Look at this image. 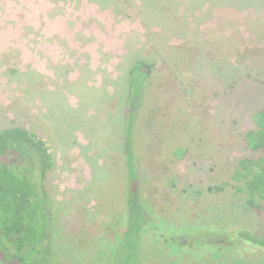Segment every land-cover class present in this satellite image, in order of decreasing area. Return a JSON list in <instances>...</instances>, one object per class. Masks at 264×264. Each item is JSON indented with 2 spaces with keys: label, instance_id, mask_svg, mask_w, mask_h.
<instances>
[{
  "label": "rangeland",
  "instance_id": "1",
  "mask_svg": "<svg viewBox=\"0 0 264 264\" xmlns=\"http://www.w3.org/2000/svg\"><path fill=\"white\" fill-rule=\"evenodd\" d=\"M137 60L155 65L135 145L139 264H264L237 234L264 235V201L235 177L256 156L244 141L264 106V0H0V129L25 126L52 155L58 263L110 264L125 229Z\"/></svg>",
  "mask_w": 264,
  "mask_h": 264
},
{
  "label": "trees",
  "instance_id": "2",
  "mask_svg": "<svg viewBox=\"0 0 264 264\" xmlns=\"http://www.w3.org/2000/svg\"><path fill=\"white\" fill-rule=\"evenodd\" d=\"M154 67L151 62L137 60L128 71L122 130L126 226L114 247L110 264H139L140 240L148 225L135 145L146 85ZM255 124L246 133L244 142L256 156L240 158L235 177L243 175L249 194L264 201V106L257 111ZM52 165L45 141L28 128L14 125L0 129V261L3 264H59L54 254L52 211L45 187L46 174ZM226 184L209 186L208 190L222 191ZM237 234L264 248V235L248 229Z\"/></svg>",
  "mask_w": 264,
  "mask_h": 264
}]
</instances>
